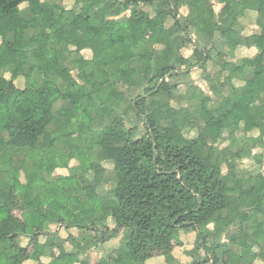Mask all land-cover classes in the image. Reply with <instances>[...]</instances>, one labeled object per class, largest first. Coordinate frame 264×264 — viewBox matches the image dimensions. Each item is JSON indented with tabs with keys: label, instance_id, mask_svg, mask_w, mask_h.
<instances>
[{
	"label": "trees",
	"instance_id": "trees-1",
	"mask_svg": "<svg viewBox=\"0 0 264 264\" xmlns=\"http://www.w3.org/2000/svg\"><path fill=\"white\" fill-rule=\"evenodd\" d=\"M64 1L0 0V221L23 225L0 232V264H148L170 256L175 232L194 238L187 264H264V142L253 153L235 109L242 85L264 72L223 58L246 44L237 20L252 12L264 50V0ZM228 16L237 18L231 27L222 24ZM151 28L156 38H143ZM212 64L223 83L209 81L200 110L207 95L191 73ZM263 103L256 89L250 130L264 124ZM61 108L73 121L58 118ZM216 117L219 129L209 126ZM33 120L42 128L26 142L19 132ZM74 124L88 134L72 137ZM174 128L186 134L181 143ZM92 141L91 159L76 160L75 148ZM31 179L40 182L35 191L26 189ZM78 206L103 209L76 220ZM57 245L64 251L51 259Z\"/></svg>",
	"mask_w": 264,
	"mask_h": 264
},
{
	"label": "crops",
	"instance_id": "crops-1",
	"mask_svg": "<svg viewBox=\"0 0 264 264\" xmlns=\"http://www.w3.org/2000/svg\"><path fill=\"white\" fill-rule=\"evenodd\" d=\"M237 2L242 6H245L247 4L246 0H237ZM222 7H223V5L215 3V5H214L215 12L220 11V9ZM255 18H256V14L254 12H252L248 16H246V18L241 19V20H239V19L237 20V18L228 16L227 18H225L222 21V24L227 26V27H231L236 22V20H237V22L239 21L240 22V28H241V34L243 36H246V38H245L246 44L244 46H240L238 49H236L233 52V54L232 53L231 54L223 53V58L226 62L229 61V62L234 63V64H237V62H239L243 59H248L252 62L251 65L254 68L264 72V50L259 51V48L261 47V45L263 43V39L259 36L258 27L255 23ZM16 20L22 22L21 19H15L14 25H15V22H17ZM80 25H82V24H80ZM80 25L77 26V31H78V27ZM15 28H16V25H15ZM20 28L21 29L19 32L16 29L18 34L21 32V30L23 28V22H22ZM85 33H86V31H85ZM78 34H79V32H78ZM79 35L82 37L85 36V34L84 35L79 34ZM141 36H142V34H141ZM145 39L154 40L153 38H145ZM41 49H43V51H44V48H41ZM43 57H44V55H43ZM41 59H43V58H41ZM41 59H39V60H41ZM195 69L196 68H194L192 70L191 79L194 82L195 78L198 76L200 85L195 84V83L194 84L196 87L200 88L207 95L206 99L203 102L198 103V107L200 108V110H202L205 106V103L208 101V98L212 96V92L210 91V88H209L210 87L209 81H211L215 87L219 88L220 85H222V83H223V77L216 76V74L220 71V69H218V67H216L213 64L209 65V67H207V71L205 73L201 72V74H199L198 72H196ZM206 75L209 78L208 80L205 78ZM232 83H233V86H235V87H239L242 84L238 79H235V78H234ZM256 89H259L260 91H262L264 93V80H262L260 82L257 80H252V81H248L244 85H242V90H241L242 92L240 95V100L235 107V109L243 115V119L239 125L238 131L244 130V133L247 135L246 143H247V145H249V147H251L253 149V153H255L257 151L256 149L258 148V146L264 142V124H261L259 126V128H257V129L250 130L251 124L254 122V117L247 113V110L249 109V107L251 106V104L253 102L254 93H255ZM183 92H184V90H183ZM157 105L160 106V108H162V106L160 104L156 103L154 105V110H155ZM219 105L221 108L227 109L229 102L225 101V100L219 101ZM61 109H62L61 114H63V116L65 114H67V115H65L64 119H61L57 115L58 118L61 121H73V117H72L71 112L65 108H61ZM260 113L264 115V103L260 105ZM185 118L186 119H184V120L188 121L189 115L185 116ZM227 119L229 120L231 125H235L239 121V118L236 115H231ZM209 126L212 128H217V129L221 128L222 127V119L217 118V117L211 119L209 121ZM87 134H88V128L86 126L81 125V124H74L73 131L71 133L72 137H81V136H85ZM35 138L33 140H35ZM33 140H31L29 142H32ZM177 142L181 143L182 141H177ZM93 146H94L93 141L90 142L85 147L77 146L75 148L76 160H78L80 162H87L88 160H90L92 155H93ZM39 185H40L39 180L31 179L26 183V189L30 190V191H35L39 187ZM60 193L70 203L76 204V202H77L76 198L74 196H72V194L69 192L68 189L61 188ZM102 209H103L102 206L93 208L92 210H88L82 206H78L77 211L74 215V218L76 220H78V219H89L95 213L101 212ZM22 230H23V225L14 219H9L6 221H0V232H2V233L9 232V231H22ZM261 242L263 243L264 241L260 240V243ZM174 249H173L172 253L170 254V256H168L166 258V260L163 258H154V259L149 260L148 264H168L171 261V259L179 260L181 264H187V262H189V259L187 258L184 260V259L180 258V252L179 251L175 255ZM63 251H64L63 246H61V245L55 246L53 248V255H52L51 259H54L57 255H59ZM229 253H232L233 257H234L233 252H229ZM233 257H232V259H233ZM42 261L44 263H46L49 260L46 259V260H42ZM25 264H36V263L31 261V260H28L25 262Z\"/></svg>",
	"mask_w": 264,
	"mask_h": 264
},
{
	"label": "rangeland",
	"instance_id": "rangeland-1",
	"mask_svg": "<svg viewBox=\"0 0 264 264\" xmlns=\"http://www.w3.org/2000/svg\"><path fill=\"white\" fill-rule=\"evenodd\" d=\"M72 4H73V0H66V1H64V5H65V7H69V6H72ZM181 14H183V15H185L186 14V10L185 9H181ZM17 21V20H16ZM21 24H22V22H20V21H17V22H15V25H16V29L18 30V32L20 31V27H21ZM78 32H79V34H81V35H84L85 34V28H84V26L83 25H80L79 27H78ZM141 34H142V36L144 37V38H153V39H155V37H156V35H157V28H151V29H146V30H143L142 32H141ZM191 53V48L190 47H188V48H186V49H184L183 50V54H185V55H189ZM35 55L39 58V59H41V58H43V55H44V51H43V49H41V50H38L36 53H35ZM194 83L195 84H198V85H200V83H199V77L197 76L196 78H195V80H194ZM2 85H3V83H2ZM184 89H180V92L182 93V91H183ZM155 111L158 113V114H160L161 113V108H160V106H156V108H155ZM61 112H62V109H60L59 111H58V116L61 118V119H64L65 118V115H67V114H65L64 116H63V114H61ZM69 114V113H68ZM184 119H186L185 117H184ZM41 128H42V124L40 123V122H38L37 120H33L32 122H30L29 124H27V125H25L21 130H20V132H19V134H20V136L22 137V139L23 140H25V141H27V142H29V141H31V140H33L39 133H40V131H41ZM174 130V138H175V140L176 141H183V138H185V136H186V134L184 133V132H181V131H179L178 129H173ZM246 142V141H245ZM257 150V149H256ZM73 164H75L74 162H73ZM110 164L109 163H104V167L108 170L109 168H110ZM18 222V221H17ZM20 223V222H19ZM209 228L210 229H214V230H216L217 231V229H215V227L213 226V225H210L209 226ZM186 237V238H185ZM182 236L179 232H175L174 234H173V236H172V242L174 243V245H175V255H176V253L179 251H181V249H180V243L182 244V245H184V243L189 247L188 248V254H187V256H183V257H181L182 259H187L188 258V255H190V254H194V249H193V247H190V245H191V243L194 241V238H192V237H189L188 235L187 236ZM116 241H118V240H116ZM115 245H116V243H114ZM92 256H93V254H92ZM100 255H95V256H93V259H98V257H99ZM232 257H233V254L232 253H229V254H227V256H226V259H227V261H230L231 259H232Z\"/></svg>",
	"mask_w": 264,
	"mask_h": 264
}]
</instances>
